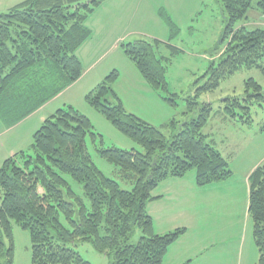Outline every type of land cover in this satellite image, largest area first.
Segmentation results:
<instances>
[{"label":"trees","instance_id":"16d2710c","mask_svg":"<svg viewBox=\"0 0 264 264\" xmlns=\"http://www.w3.org/2000/svg\"><path fill=\"white\" fill-rule=\"evenodd\" d=\"M103 1L22 0L0 12V118L6 125L18 123L80 78L83 69L76 51L92 34L85 24L87 16ZM218 1L225 19L223 48L216 49L218 63L211 62L209 79L200 88L203 91L214 90L243 68L264 72V26H246L250 10L264 18V0H255L254 5L252 0ZM159 14L171 40L179 28L166 11L160 9ZM165 45L169 56L178 52L175 46ZM160 46L157 39H137L122 43L121 49L143 79L175 106L177 96L168 92L165 77L169 57L160 55ZM118 77V71L111 70L84 100L142 151L104 148L85 114L71 105L58 108L35 130L27 149L0 165V264L13 262L11 219L29 232L31 264H91L75 250L80 242L91 243L110 264H161L186 228L162 234L154 231L147 210L149 202L158 198L152 195L154 188L191 169L198 186L231 176L228 161L202 132L209 107L200 109L197 118L182 122L171 118L158 127L126 110L113 88ZM245 84L253 88L245 101L263 98L256 81L249 79ZM227 100L240 105L236 98ZM193 104L189 101L188 109ZM242 108L249 112L248 106ZM87 135L97 142L99 155L132 183L130 189L121 188L94 164ZM65 175L81 184L83 196L73 190ZM248 182L257 262L264 264V165L251 171ZM136 228L141 235L132 244L129 240Z\"/></svg>","mask_w":264,"mask_h":264},{"label":"rangeland","instance_id":"374dc122","mask_svg":"<svg viewBox=\"0 0 264 264\" xmlns=\"http://www.w3.org/2000/svg\"><path fill=\"white\" fill-rule=\"evenodd\" d=\"M174 2L178 3V1L171 2L168 0V5L166 4L167 7L164 8L179 28L176 36L169 40L170 32L163 19L157 11H148V19L142 20L138 26H135L139 35L132 41L137 39L161 41L158 51L169 57L165 63V77L168 83V92L177 96L176 105H169L162 99L158 91L151 86L149 87L156 93L159 101H162L172 113L170 117L179 122L197 118L200 109L210 108L202 132L207 136L206 141L211 143L226 158L232 174L224 180L210 182L202 186H198L194 180L195 190L185 192L184 200L178 197L167 203L171 207L167 210L170 213H176L178 209L185 208L176 216L172 225L181 224L184 226V222L191 225L188 230L186 229L185 235L183 234V237L181 236L174 242L168 251L175 249L177 253L183 249H190L193 241L199 238V243L202 242L204 250L197 252L198 254L191 262L192 264H258V249L252 234V220L245 205L246 183H244L243 178L252 166L264 165V72L259 68H243L221 81L214 90H200L209 79L211 62L213 65L218 63V51L223 48L221 34L225 26V19L222 6L217 0H204L199 8L200 11L196 14V11L190 7L191 3H188V0L182 1L184 7ZM252 3L254 5L255 0H252ZM13 5L0 0V12ZM99 6L94 9L98 13L96 15L100 13ZM254 11L248 12L249 19L247 20L248 25H246L248 28L260 26L251 24L257 16ZM257 17L261 18L259 15ZM247 21H239V23ZM96 38L99 39L98 36ZM165 43L175 46L178 52L169 56L170 50ZM217 47L218 51L216 50ZM249 79H253L262 87L263 98L252 99L248 103L244 99L253 93V88L246 87L245 84ZM118 83L122 88L118 89L116 86L120 92L118 93L116 89L118 96L121 97L122 95L128 108L148 116L153 121L152 125L161 127L171 119L169 117L170 119L166 121H160L161 111L159 107L154 109V117L149 116L145 102L153 101V97L138 88L136 98L128 100L130 92L126 91L128 89L127 81L121 78ZM82 96V93L73 95L71 106L89 118L93 132L100 135V143L104 148L117 146L128 150L135 148L142 151L139 144L117 130L100 113L87 104L84 96L83 98ZM233 98L238 99L239 106H234L233 102L227 100ZM189 101L195 102L192 105V110L188 109L190 107ZM247 106L249 112L242 108ZM54 110L55 104L51 102L37 115L46 117ZM37 115L17 130V136L26 137L27 129L38 122L39 117ZM139 117L141 118V116ZM165 133L170 135V133ZM96 143L91 140L89 135L86 136V146L94 164L106 176L116 180L121 188L130 189L132 183L121 177L118 168L113 163L99 155ZM194 173L195 171L191 169L182 177L191 176L194 179ZM65 178L73 190L78 195L83 196L81 184L67 175ZM84 200L88 204V200L85 198ZM153 201H150L149 204ZM190 202V208L186 211ZM195 205L196 214L192 209ZM196 215L199 218V223L195 219ZM10 223L13 244L12 264H31L29 232L13 219L10 220ZM153 228L156 232L154 224ZM171 230L172 228H169L163 232ZM140 235L139 229L136 228L129 242L135 244ZM181 238L182 240H180ZM74 248L91 264H110L109 258L96 251L89 242L77 243ZM168 251L161 264H171V260H176V257L171 258L170 261L166 260Z\"/></svg>","mask_w":264,"mask_h":264},{"label":"crops","instance_id":"0c3cea01","mask_svg":"<svg viewBox=\"0 0 264 264\" xmlns=\"http://www.w3.org/2000/svg\"><path fill=\"white\" fill-rule=\"evenodd\" d=\"M20 1L21 0H4L5 3L11 5ZM167 1L168 0H105L98 7L100 8L99 15H96L98 13L93 10V12L87 16L85 21V24L91 29L92 34L76 51V55L80 60L83 69L80 78L18 123L6 125L0 118V165L5 158L21 150H25L30 146L33 133L47 117L53 114L58 108L64 107L67 104L72 105L71 97L73 95L75 96L82 93L84 96L85 93H87L93 86L101 81V79L106 76L109 71L113 69H116L119 73V77L113 84L115 91L117 88L122 89L120 88L118 82L121 78H124L128 83V89L126 91L130 92L128 100L136 98L137 89L139 88L153 97V101L149 100L148 102H145L147 114H149L151 117H154V109L159 107V110L161 111L160 121H166L170 119L172 113L167 109V107H165L166 105H164L162 101H159L156 93L149 87L150 85L143 79L133 62L124 55L121 49L122 43L130 42L132 39L137 37V35H139V31L135 29V26H138L142 20L148 19L147 12L157 11L159 14L160 9L166 11L164 7H167ZM169 1H178V3H174L180 4L181 7H184L182 2L183 0ZM203 2L204 0H188V3H191L190 7L196 11V14L200 11L199 8ZM166 13L173 20L167 11ZM257 16V22H252L251 24L264 26V18H257ZM173 22L175 23L174 20ZM96 36H98L99 39H97ZM160 55L163 54L160 53ZM118 89L117 92L119 91ZM121 100L126 110L141 116L142 119H146L145 121H150L151 124L153 123V121L149 119L148 116L128 108L123 97ZM51 102L55 104V110L53 112H50V114L46 117H44V115H37L39 114V111L41 112L43 108H45V106ZM36 115L39 117L38 122L32 124L30 128L27 129L26 137L21 138L20 135L17 136V130L21 126L27 124L29 120H31ZM27 141L29 142L27 143ZM255 167L252 166V168L246 172L245 177L243 178L244 183H246V192L244 196L246 197L245 205L247 212L249 203L248 176ZM194 180L195 173L194 179L191 176L188 178L168 177L167 179L163 180L155 190L152 191V195L157 196L158 198L148 204L147 210L152 217L156 233L162 234L163 231H166L169 228H172L173 230L178 227H185L188 230V228L191 227L190 224L185 222L184 226H181V224L172 225L176 216L184 211L185 208L178 209L176 213H170L167 210L171 207L168 206L167 203L175 200L178 197L184 200L185 192L195 190L196 184L194 183ZM190 205L191 202L187 205L186 211L190 208ZM192 209L196 214V205ZM197 218L198 217L196 215L195 219L199 223V218ZM180 240H182V238ZM193 242L194 243L191 245L190 249H183L177 253L175 249L173 251L169 249L166 260L170 261L171 258L176 257L175 261L171 260V264H192L191 262L194 260L196 255L200 251L204 250L202 242L199 243V238Z\"/></svg>","mask_w":264,"mask_h":264}]
</instances>
